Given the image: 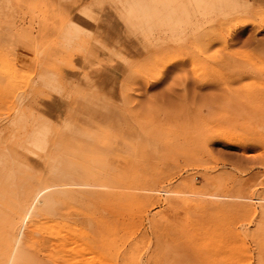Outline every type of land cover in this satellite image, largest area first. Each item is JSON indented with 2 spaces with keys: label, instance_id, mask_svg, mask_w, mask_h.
<instances>
[{
  "label": "rangeland",
  "instance_id": "374dc122",
  "mask_svg": "<svg viewBox=\"0 0 264 264\" xmlns=\"http://www.w3.org/2000/svg\"><path fill=\"white\" fill-rule=\"evenodd\" d=\"M0 264H264V0H0Z\"/></svg>",
  "mask_w": 264,
  "mask_h": 264
},
{
  "label": "crops",
  "instance_id": "0c3cea01",
  "mask_svg": "<svg viewBox=\"0 0 264 264\" xmlns=\"http://www.w3.org/2000/svg\"><path fill=\"white\" fill-rule=\"evenodd\" d=\"M51 1L52 0H28V4L29 7H32L34 10H39V13L42 14L47 13L49 11Z\"/></svg>",
  "mask_w": 264,
  "mask_h": 264
}]
</instances>
